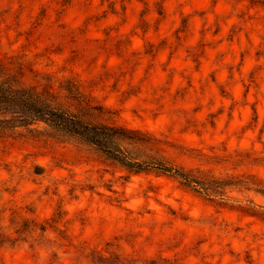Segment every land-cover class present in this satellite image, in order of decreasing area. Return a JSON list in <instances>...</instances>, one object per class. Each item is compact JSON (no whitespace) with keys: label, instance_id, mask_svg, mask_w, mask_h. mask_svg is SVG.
Listing matches in <instances>:
<instances>
[{"label":"rangeland","instance_id":"374dc122","mask_svg":"<svg viewBox=\"0 0 264 264\" xmlns=\"http://www.w3.org/2000/svg\"><path fill=\"white\" fill-rule=\"evenodd\" d=\"M0 62L75 79L179 169L250 183L205 195L17 129L0 137V264H264L246 212H264V0H0Z\"/></svg>","mask_w":264,"mask_h":264},{"label":"trees","instance_id":"16d2710c","mask_svg":"<svg viewBox=\"0 0 264 264\" xmlns=\"http://www.w3.org/2000/svg\"><path fill=\"white\" fill-rule=\"evenodd\" d=\"M113 118L114 113L94 101L75 79H64L56 86L30 84L0 62V137L26 129L60 141H72L101 152L128 170L157 171L205 195L220 193V189L233 184H250L179 169L161 154L160 140L153 134L117 124ZM255 191L262 193L264 187L258 186ZM246 212L264 218V212Z\"/></svg>","mask_w":264,"mask_h":264}]
</instances>
